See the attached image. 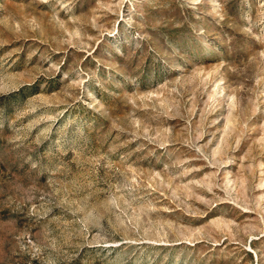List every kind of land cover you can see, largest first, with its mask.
Here are the masks:
<instances>
[{
  "label": "rangeland",
  "instance_id": "rangeland-1",
  "mask_svg": "<svg viewBox=\"0 0 264 264\" xmlns=\"http://www.w3.org/2000/svg\"><path fill=\"white\" fill-rule=\"evenodd\" d=\"M0 264H264V0H0Z\"/></svg>",
  "mask_w": 264,
  "mask_h": 264
},
{
  "label": "trees",
  "instance_id": "trees-1",
  "mask_svg": "<svg viewBox=\"0 0 264 264\" xmlns=\"http://www.w3.org/2000/svg\"><path fill=\"white\" fill-rule=\"evenodd\" d=\"M18 92H21V90H19Z\"/></svg>",
  "mask_w": 264,
  "mask_h": 264
}]
</instances>
